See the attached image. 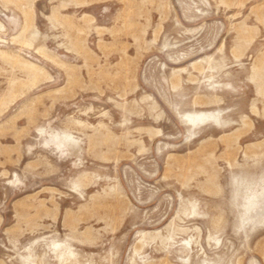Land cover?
<instances>
[{"label":"rangeland","instance_id":"1","mask_svg":"<svg viewBox=\"0 0 264 264\" xmlns=\"http://www.w3.org/2000/svg\"><path fill=\"white\" fill-rule=\"evenodd\" d=\"M0 264H264V0H0Z\"/></svg>","mask_w":264,"mask_h":264}]
</instances>
